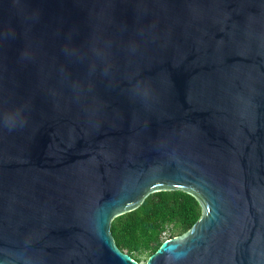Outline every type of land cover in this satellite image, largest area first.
Segmentation results:
<instances>
[{
  "label": "water",
  "instance_id": "95a60500",
  "mask_svg": "<svg viewBox=\"0 0 264 264\" xmlns=\"http://www.w3.org/2000/svg\"><path fill=\"white\" fill-rule=\"evenodd\" d=\"M0 264H138L159 191L202 215L145 264H264V0H0Z\"/></svg>",
  "mask_w": 264,
  "mask_h": 264
},
{
  "label": "trees",
  "instance_id": "16d2710c",
  "mask_svg": "<svg viewBox=\"0 0 264 264\" xmlns=\"http://www.w3.org/2000/svg\"><path fill=\"white\" fill-rule=\"evenodd\" d=\"M201 215V206L193 195L180 190L159 191L147 195L135 209L114 217L110 232L121 251L147 252L149 257L164 241L166 232V239L181 236Z\"/></svg>",
  "mask_w": 264,
  "mask_h": 264
},
{
  "label": "clouds",
  "instance_id": "9594fccd",
  "mask_svg": "<svg viewBox=\"0 0 264 264\" xmlns=\"http://www.w3.org/2000/svg\"><path fill=\"white\" fill-rule=\"evenodd\" d=\"M23 113V108H17L13 112L0 114V127L7 128L8 131H13L18 126L23 127L27 123Z\"/></svg>",
  "mask_w": 264,
  "mask_h": 264
},
{
  "label": "rangeland",
  "instance_id": "374dc122",
  "mask_svg": "<svg viewBox=\"0 0 264 264\" xmlns=\"http://www.w3.org/2000/svg\"><path fill=\"white\" fill-rule=\"evenodd\" d=\"M168 237V233L166 232L164 234V236H162V239L166 240V238ZM123 252H127L125 249L123 250ZM128 255H130L132 257V259H138V264H145L146 260H147V252H143L141 254H133V253H127Z\"/></svg>",
  "mask_w": 264,
  "mask_h": 264
}]
</instances>
